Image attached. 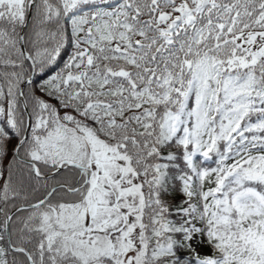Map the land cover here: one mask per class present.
<instances>
[{"label":"snow or ice","instance_id":"6c2138e0","mask_svg":"<svg viewBox=\"0 0 264 264\" xmlns=\"http://www.w3.org/2000/svg\"><path fill=\"white\" fill-rule=\"evenodd\" d=\"M0 264H264V0H0Z\"/></svg>","mask_w":264,"mask_h":264}]
</instances>
